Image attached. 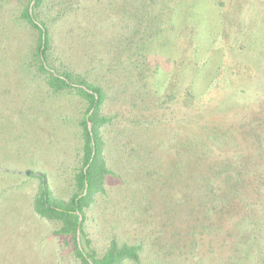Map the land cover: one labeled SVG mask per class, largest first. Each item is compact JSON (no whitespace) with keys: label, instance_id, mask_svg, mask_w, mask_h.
<instances>
[{"label":"rangeland","instance_id":"rangeland-1","mask_svg":"<svg viewBox=\"0 0 264 264\" xmlns=\"http://www.w3.org/2000/svg\"><path fill=\"white\" fill-rule=\"evenodd\" d=\"M156 3L33 6L54 69L104 94L107 173L82 246L96 257L112 242L136 248L119 264H264V0ZM28 4L0 0V264H81L32 201L38 174L54 199L78 191L87 103L48 86L38 31L20 18Z\"/></svg>","mask_w":264,"mask_h":264},{"label":"trees","instance_id":"trees-1","mask_svg":"<svg viewBox=\"0 0 264 264\" xmlns=\"http://www.w3.org/2000/svg\"><path fill=\"white\" fill-rule=\"evenodd\" d=\"M43 0H29V4L21 11L23 18L31 27L38 31L36 56L41 71L46 74L47 84L53 91L73 90L86 100L87 108L81 120L83 146L82 164L75 175L78 191L67 202L54 199L44 174H38L39 188L33 202L34 211L41 217L60 223L59 232L70 234L75 253L81 264H119L123 259L137 260L136 248L117 246L112 242L101 257H96L92 250H85L79 238L82 231L84 210L88 207L91 196L100 190L102 180L107 173L105 163L101 157V140L99 127L106 121L99 116L100 105L104 100L102 90L83 79H74L70 72L58 73L49 62L51 48L47 26L37 19L33 6L40 5ZM157 4L156 0H151ZM160 11H156L151 19L152 33L162 30ZM158 29H160L158 31ZM87 245L89 243L86 240ZM89 247V246H88ZM90 248V247H89ZM88 248V249H89Z\"/></svg>","mask_w":264,"mask_h":264}]
</instances>
